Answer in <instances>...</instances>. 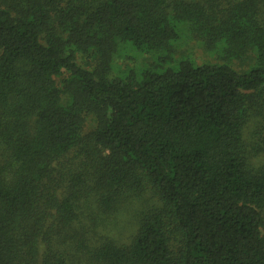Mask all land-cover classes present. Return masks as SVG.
<instances>
[{
    "label": "trees",
    "instance_id": "trees-1",
    "mask_svg": "<svg viewBox=\"0 0 264 264\" xmlns=\"http://www.w3.org/2000/svg\"><path fill=\"white\" fill-rule=\"evenodd\" d=\"M189 41L219 61L112 72ZM262 230L264 0H0V264H264Z\"/></svg>",
    "mask_w": 264,
    "mask_h": 264
},
{
    "label": "rangeland",
    "instance_id": "rangeland-1",
    "mask_svg": "<svg viewBox=\"0 0 264 264\" xmlns=\"http://www.w3.org/2000/svg\"><path fill=\"white\" fill-rule=\"evenodd\" d=\"M122 61L118 60L114 66L113 64V74H124V75H137L139 76L142 72L156 68L157 71L161 68L166 70L169 68H174L180 60L192 59L196 64L202 63H215L219 61L218 57L214 54L206 53L202 50L200 45L196 42H186L181 47H172V52L170 53H139L132 50L122 51L120 56ZM161 58H164V62L160 63ZM115 61V59H114ZM233 67L237 70H241L242 67L234 63ZM253 132V127L249 125L248 134L245 132L246 140H248ZM260 159L254 160V165ZM149 205H153V201L146 197ZM146 201V202H147ZM141 206L139 208L138 204H135L128 210L121 212L120 214L113 215L109 219L104 216H98L97 228L95 231L96 240L103 238L105 235H109L115 238L116 242L120 244H125L129 238L132 236L136 228V217L140 213L141 207L145 204L144 201L139 203ZM156 204V201H155ZM148 205V206H149ZM91 226V225H89ZM264 235V230H262Z\"/></svg>",
    "mask_w": 264,
    "mask_h": 264
}]
</instances>
